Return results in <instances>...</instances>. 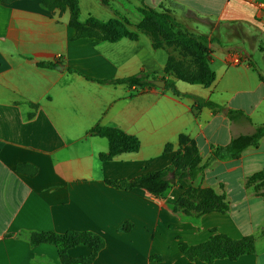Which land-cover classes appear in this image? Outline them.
Segmentation results:
<instances>
[{
  "label": "crops",
  "instance_id": "0c3cea01",
  "mask_svg": "<svg viewBox=\"0 0 264 264\" xmlns=\"http://www.w3.org/2000/svg\"><path fill=\"white\" fill-rule=\"evenodd\" d=\"M78 3L79 21L119 19L136 37L111 40L99 28L86 35L71 23L68 6L50 11L42 0H0V264H64L58 245L31 243L32 232L46 231L100 235L105 244L89 264H209L180 244L216 234L253 237L255 250L210 264H264V137L238 158L213 156L215 147L264 126V0ZM141 8L168 11L185 31L207 38L210 85L177 77H192L202 61L166 31L141 27ZM230 51L242 55L240 64ZM43 61L57 66L38 65ZM141 69L223 109L198 107L164 87L99 81ZM230 110L243 114L232 119ZM98 126L137 137L139 149L111 154ZM182 135L195 144L200 164L209 162L192 183L172 173L171 186L154 197L108 182L167 167L187 145ZM25 164L36 172L19 171ZM204 189L224 195L228 208L186 211L180 199L198 203ZM67 251L77 259L92 247L79 242Z\"/></svg>",
  "mask_w": 264,
  "mask_h": 264
},
{
  "label": "trees",
  "instance_id": "16d2710c",
  "mask_svg": "<svg viewBox=\"0 0 264 264\" xmlns=\"http://www.w3.org/2000/svg\"><path fill=\"white\" fill-rule=\"evenodd\" d=\"M3 1L9 2L12 0ZM42 3L44 7L50 11H53L55 8L64 9L68 6L72 13L71 23L86 35H91L92 33L97 32L96 29L99 28L107 31L111 40L118 39L122 36H129L131 38L136 37L135 33L131 32L119 19L102 21L90 16L86 23L79 21L80 7L78 0H42ZM141 11L144 15V19L140 23L141 27L150 29L153 33H155V29L157 28L166 31L168 35L183 41L190 48H193L202 61L200 70L192 77L184 76L181 73H177V77L188 80L192 83L196 82L202 83L206 86L210 85L215 78V73L210 69L208 64L210 47L207 38L185 31L184 27L174 20L168 11L157 10L154 8H141ZM38 65L49 68L57 66L56 63L44 61L38 62ZM167 72L172 73L170 69H168ZM159 78L160 77L155 72L141 69L140 72L131 76L100 79L99 81L115 85L126 84L130 87L136 86L141 89H147L156 87L157 85L154 84V80ZM163 79H165L164 89H170L172 93L178 96L184 95L192 97L198 107L207 106L215 112L223 109L222 106L211 100L182 93L176 87L174 80L164 77ZM262 80L264 81V77H262ZM241 114L243 113L239 110H230L228 112V115L232 119L237 118ZM95 130L98 134L109 139L111 154H116L120 151H137L139 149V140L133 135H128L113 127L98 126ZM262 137H264V126L256 128L254 132L250 134L236 136L226 145L215 147L213 150V156L214 158L220 159L238 158L246 148L258 146ZM180 141L182 144L186 143L187 145L181 152L175 154L171 163L167 167L141 174L133 179L108 180V182L123 189H131L134 187L143 188L154 197L161 196L171 186L174 180L170 178V174L172 173L176 180H183L189 184L192 183L209 162L204 165L200 164L201 159L198 150L195 144L189 141L186 136H180ZM101 157L108 158L109 156L106 157L102 155ZM19 171L34 174L36 168L32 165L25 164L19 168ZM199 195L200 200L198 203L191 201L187 197H182L180 199V202L184 205L186 211L195 208L200 213H204L213 210L224 211L228 208V202L225 196L217 194L212 189L200 190ZM124 228L126 227L124 226ZM30 241L34 245L42 242L58 245L60 259L64 264H89L105 244L104 239L100 235L91 232L78 231L67 232L64 234L53 231L32 232L30 235ZM79 242H88L92 247V252L88 256L77 259L70 258L67 251L68 248ZM180 248L181 251L190 258L198 257L207 262H211L218 258L235 259L244 253H251L255 250V242L253 237L250 236L234 239L225 234H216L201 244L188 245L182 243L180 244Z\"/></svg>",
  "mask_w": 264,
  "mask_h": 264
},
{
  "label": "built area",
  "instance_id": "2783aa9c",
  "mask_svg": "<svg viewBox=\"0 0 264 264\" xmlns=\"http://www.w3.org/2000/svg\"><path fill=\"white\" fill-rule=\"evenodd\" d=\"M228 56L232 58V62L234 64H240L242 61V55L240 53H236L234 51L228 52Z\"/></svg>",
  "mask_w": 264,
  "mask_h": 264
},
{
  "label": "water",
  "instance_id": "95a60500",
  "mask_svg": "<svg viewBox=\"0 0 264 264\" xmlns=\"http://www.w3.org/2000/svg\"><path fill=\"white\" fill-rule=\"evenodd\" d=\"M154 84L159 87H165V79H156L154 80Z\"/></svg>",
  "mask_w": 264,
  "mask_h": 264
},
{
  "label": "rangeland",
  "instance_id": "374dc122",
  "mask_svg": "<svg viewBox=\"0 0 264 264\" xmlns=\"http://www.w3.org/2000/svg\"><path fill=\"white\" fill-rule=\"evenodd\" d=\"M257 56H258V58L259 59H257V60H260L261 62H262V57H261V53H257ZM179 84H183V82H181V83H179ZM185 84V83H184ZM180 250H181V248H180ZM200 259V258H199ZM218 259H222V258H218ZM202 260V259H201ZM215 260H217V259H215ZM215 260H213V261H211V262H207V261H205V260H202V261H204V262H206V263H212V262H214Z\"/></svg>",
  "mask_w": 264,
  "mask_h": 264
}]
</instances>
